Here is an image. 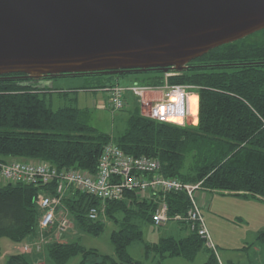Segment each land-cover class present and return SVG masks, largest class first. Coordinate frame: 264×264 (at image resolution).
Instances as JSON below:
<instances>
[{"label":"trees","instance_id":"trees-1","mask_svg":"<svg viewBox=\"0 0 264 264\" xmlns=\"http://www.w3.org/2000/svg\"><path fill=\"white\" fill-rule=\"evenodd\" d=\"M258 33H264V28L210 49L190 63L264 60V39L249 40ZM144 74L147 77L141 82L145 84L161 82L162 72ZM169 81L198 86L194 91L198 94V119L191 114L194 123L161 122L134 109L124 130L114 136L88 124L87 113L80 108L71 104L55 107L53 87H39L35 84L39 81L33 80L1 79L0 161L38 159L58 168L94 172L104 145L112 141L126 154L157 158L159 173L164 176L190 183L202 181L205 190L264 202V65L188 68ZM43 188L24 182L0 185V238L14 243L37 238L40 211L35 199ZM126 195L105 201L104 213L97 220H90L86 214L89 207L100 204L97 197L73 191L63 200L68 215L84 233L97 235L104 219L115 223L117 228L111 232L113 254H100L78 241L48 238L33 254H7L5 264H34L33 260L41 257L49 264H66L76 254L81 255L77 264H141L127 252V245L140 239L138 220L152 222L156 203L154 198ZM164 199L170 215L185 212L190 205L183 191L166 192ZM177 224L183 230L168 232L157 242L146 244V253L153 251L159 260L169 256L193 259L205 248L186 224ZM45 235L49 236L47 232ZM256 239L264 245V229L258 231ZM203 264L219 263L210 252Z\"/></svg>","mask_w":264,"mask_h":264},{"label":"water","instance_id":"water-1","mask_svg":"<svg viewBox=\"0 0 264 264\" xmlns=\"http://www.w3.org/2000/svg\"><path fill=\"white\" fill-rule=\"evenodd\" d=\"M264 28V0H0V80L264 65L190 64Z\"/></svg>","mask_w":264,"mask_h":264},{"label":"built area","instance_id":"built-area-1","mask_svg":"<svg viewBox=\"0 0 264 264\" xmlns=\"http://www.w3.org/2000/svg\"><path fill=\"white\" fill-rule=\"evenodd\" d=\"M172 74L174 71L162 72L164 83L161 86L138 82L125 85L110 83L102 89L107 95L108 106L114 111L125 108V94L131 93L138 101L142 116L174 123L178 122L173 118L180 117L182 122L179 124H185L190 114L186 101L189 93L186 86L168 83L167 77ZM157 90L161 95L159 99L146 96L148 92ZM159 168L157 158L126 154L112 141L104 145L94 172L58 168L38 159L0 161V178L3 183L24 182L44 187L35 199L40 211L37 238L24 240L19 252L38 251L50 239L52 231L63 232L70 226L63 200L73 191L88 193L100 200V204L88 208L86 214L90 220H97L104 213L105 201L127 198V193H133L140 199L154 198L156 206L151 214L154 225L162 226L170 221L184 223L202 239L205 247L215 250L201 212L199 196L196 195V192L205 191L202 181L183 182L177 177L162 175ZM170 191L186 193L190 205L185 212L168 213L164 193ZM155 195L160 197L156 199ZM46 232L49 236L45 235Z\"/></svg>","mask_w":264,"mask_h":264},{"label":"rangeland","instance_id":"rangeland-1","mask_svg":"<svg viewBox=\"0 0 264 264\" xmlns=\"http://www.w3.org/2000/svg\"><path fill=\"white\" fill-rule=\"evenodd\" d=\"M262 39H264V33H258L249 40L261 41ZM178 72L179 71H174V74L167 77L169 84H173L169 81V78L176 75ZM145 75L147 74L127 73L115 77L109 75L73 76L58 77L48 79L47 81L55 80L52 85L55 87H53L54 90H52L54 97L53 105L55 107L63 104H71L74 107L80 108L87 113L86 120L88 124L93 126L97 131L106 132L115 136L126 127L129 113L134 111L133 101H130L129 108L125 107L122 110L114 111L108 106L107 95L102 89L103 86H98L110 83H119L122 85L132 82L143 83L141 81L147 77H145ZM163 83L164 79L161 78L159 84H147L161 86ZM177 85L187 87L186 91L189 95L186 101H189L191 114L197 115L196 101L198 94L194 91L198 89V86L192 84ZM146 96L153 99H159L161 97L158 90L156 92H148ZM134 101L136 103L135 110H138L140 113L137 107L139 105L136 97ZM185 123H194L190 114ZM2 183L3 181L0 178V185ZM201 192H204V189L199 193L201 194ZM199 193L196 192L197 197H200ZM138 199L140 198L138 197ZM206 202L211 204L210 209H204L203 211L201 210V212L211 239L217 249L216 252L215 250L205 247L206 249H200L193 259H186L181 256H169L159 260V256L155 255L153 251L148 252V254L146 253L145 245L157 242L159 238L165 236L167 232L164 226H156L152 222L143 219L137 221L138 229L140 230V239H135L129 243L127 245V252L132 258L140 260L141 264H203L206 259H208L210 252L215 254L218 263H220V258L224 262L225 256L228 255L235 264H264V245L256 239V233L264 229L263 201L247 198L242 195L208 191ZM202 204L204 205L205 203ZM68 220L70 221V226L63 232L56 230L52 231V233H50V238L68 242L78 241L83 246L93 248L100 254L114 253L111 232L116 229L117 226L112 220L104 219L103 229L97 235L82 232L80 228L74 224V219L70 214L68 215ZM170 222L174 223L172 221ZM211 232L213 234L217 233V236H221L223 239V241L221 239L219 247L216 246ZM22 244L23 241L14 243L7 237H1L0 264H5L7 254L19 252V247H21ZM33 251L35 250L28 253L33 254ZM80 259L81 255L76 254L72 256L66 264H77ZM33 262L34 264H49L44 257L36 258Z\"/></svg>","mask_w":264,"mask_h":264},{"label":"crops","instance_id":"crops-1","mask_svg":"<svg viewBox=\"0 0 264 264\" xmlns=\"http://www.w3.org/2000/svg\"><path fill=\"white\" fill-rule=\"evenodd\" d=\"M54 81L55 80H53V81H47V80H42V81H39V82H37V83H35V84H37L39 87H42V86H46V87H54V86H52L53 84H54ZM55 88V87H54ZM192 93V92H191ZM197 94V93H196ZM125 97H126V99H127V105L125 106V107H127V108H129L130 107V101L132 100L133 101V110L135 109V106H136V103H135V101H134V99H135V97L131 94V93H126L125 94ZM135 103V104H134ZM138 107V106H137ZM197 116V115H196ZM208 191L209 190H205L204 192H201V194H200V197H199V200H200V202H201V210L203 211L204 209L205 210H209L210 209V203H207L206 202V198H207V193H208ZM202 203H205L204 205L202 204ZM264 203V202H263ZM172 222H174V221H172ZM175 223V222H174ZM178 223V222H177ZM177 223H175V224H172L171 222H168V223H166V224H164V225H162V226H164V228H165V230H166V232L168 233V232H174V233H176L177 231H179V230H183V229H181L179 226L180 225H178ZM169 225V226H168ZM209 227V226H208ZM209 230H210V228H209ZM211 231V230H210ZM257 234V233H256ZM211 235H212V237H213V240H214V242H215V244H216V246L217 247H219V243H221V236H217V233H215V234H213L212 232H211ZM222 241H223V239H222ZM216 248H215V252H216ZM229 252V251H228ZM227 252V253H228ZM21 253V252H20ZM221 259V258H220ZM219 259V261H220V263L221 264H231V263H233L234 264V262L232 261V259L228 256V255H226L225 256V258H224V262L222 261V259L220 260ZM226 262V263H225ZM219 263V264H220Z\"/></svg>","mask_w":264,"mask_h":264},{"label":"bare ground","instance_id":"bare-ground-1","mask_svg":"<svg viewBox=\"0 0 264 264\" xmlns=\"http://www.w3.org/2000/svg\"><path fill=\"white\" fill-rule=\"evenodd\" d=\"M194 98V97H193ZM195 99V98H194ZM187 105H188V109H189V111H190V115H191V108H190V105H189V101L187 102ZM176 122H178V123H180V122H182V120H181V118L179 117H174L173 118Z\"/></svg>","mask_w":264,"mask_h":264}]
</instances>
